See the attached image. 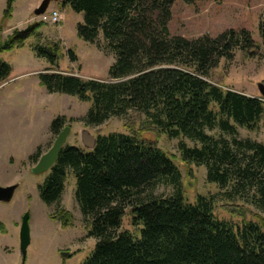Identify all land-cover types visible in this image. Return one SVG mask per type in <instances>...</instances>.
Here are the masks:
<instances>
[{
    "label": "trees",
    "instance_id": "obj_1",
    "mask_svg": "<svg viewBox=\"0 0 264 264\" xmlns=\"http://www.w3.org/2000/svg\"><path fill=\"white\" fill-rule=\"evenodd\" d=\"M15 1L6 0L3 21L11 18ZM175 1L62 0L64 7L84 15L77 36L95 44L102 35L115 62L108 80L45 72L40 83L49 93L91 103L86 126H101L112 117L136 111L168 137L199 143L194 147L180 143L183 161L205 166L207 180L227 190L229 199L249 198L253 191L252 203L264 212V144L241 139L238 131V126L255 131L264 123V100L209 81L222 60L232 61L237 51L253 57L260 45L247 29L196 39L171 35ZM42 25L15 30L0 42V55L39 37ZM259 34L264 47V15ZM35 51L51 65L62 56L56 43L36 46ZM68 56L78 60L73 50ZM11 73L12 67L0 61V83ZM67 121L65 116L56 117L52 133L61 134ZM216 128L230 138L207 133ZM40 149L30 157L32 161H40ZM69 173L76 178L75 196L88 225L87 235L96 240L82 264H264L263 228L255 222L234 228L215 216L212 201L205 196L195 203L186 201L180 169L155 142L111 133L98 135L93 150L63 146L39 187L45 204L61 201ZM160 185L173 187L174 194L156 196ZM128 207L138 235L121 230ZM50 218L63 228L73 224L72 214L62 207Z\"/></svg>",
    "mask_w": 264,
    "mask_h": 264
},
{
    "label": "rangeland",
    "instance_id": "obj_2",
    "mask_svg": "<svg viewBox=\"0 0 264 264\" xmlns=\"http://www.w3.org/2000/svg\"><path fill=\"white\" fill-rule=\"evenodd\" d=\"M43 0H16L10 19L3 21L6 0H0V42L6 40L15 30H24L34 23H40L34 11ZM6 8V7H5ZM49 9L60 12L58 24L42 23L39 37L29 38L24 47L2 53L0 61L12 67V81L0 83V186L17 185L10 202H0V264H82L92 254L96 240L88 237V225L76 200V178L68 174L61 201L47 205L40 198L39 187L50 169L35 172L38 162L30 157L37 152L47 154L59 135L51 131V123L58 116H65L67 123L63 145L85 148L82 133L87 130L94 137L111 133L134 134L155 142L172 157L182 173V192L186 201L195 203L199 196L212 201L215 216L228 222L234 228L244 223L255 222L264 230V212L254 205L251 191L249 198L225 196L227 190L207 180L205 166L185 163L179 149L183 141L188 146L199 143L185 137L172 139L153 126L145 114L129 111L121 117H112L101 126H86L84 118L91 103L78 97L62 93H49L40 83L41 73L59 72L84 79L108 80L110 66L115 57L106 49V42L100 35L95 44L83 41L77 36V25L83 23L84 15L76 13L60 2L52 3ZM5 10V9H4ZM264 15V0H196L188 4L176 0L172 7L169 31L173 36L196 39L202 35L216 37L229 29H247L260 45L255 56L237 51L232 61L222 60L211 72L209 81L224 90H233L251 97H262L259 84H264V47L259 34V23ZM60 46L62 56L57 65H51L39 57L36 46L50 44ZM73 50L78 57L70 60L68 52ZM29 123V124H27ZM28 129L32 134V146H38L32 155L24 158L20 151L26 142L23 134ZM64 129V130H65ZM64 130L62 132H64ZM239 138L251 139L264 144V123L255 131L238 126ZM217 137L223 135L219 128L207 130ZM29 146L31 147L30 143ZM25 149V147H24ZM33 149V148H32ZM26 159V160H25ZM230 188H228V191ZM175 189L160 185L155 190L159 197L173 195ZM58 207L69 211L73 224L63 228L59 221L50 218ZM30 214V245L24 260L20 248V230L25 214ZM121 230L139 234L133 225L131 207L126 209ZM3 231V233H2Z\"/></svg>",
    "mask_w": 264,
    "mask_h": 264
},
{
    "label": "water",
    "instance_id": "obj_3",
    "mask_svg": "<svg viewBox=\"0 0 264 264\" xmlns=\"http://www.w3.org/2000/svg\"><path fill=\"white\" fill-rule=\"evenodd\" d=\"M62 0H43L41 5L34 11V14L36 16H40L44 14L49 6L52 3L60 2ZM259 90L264 98V84H259ZM68 131V128L64 130L60 134V136L57 138L54 146L51 148V150L42 156L40 159V167H36L33 169L35 172H42L50 169L54 162L56 161V158L61 150V148L64 146V138L66 135V132ZM82 144L83 146L88 150H93L96 146V137H94L92 134H90L87 130H85L82 133L81 136ZM17 185H10V186H0V202H10L14 194L17 190ZM29 220H30V214L27 213L23 216L22 219V225L20 230V248H21V254L23 255L24 260L26 259V254L28 247L30 245V227H29Z\"/></svg>",
    "mask_w": 264,
    "mask_h": 264
},
{
    "label": "crops",
    "instance_id": "obj_4",
    "mask_svg": "<svg viewBox=\"0 0 264 264\" xmlns=\"http://www.w3.org/2000/svg\"><path fill=\"white\" fill-rule=\"evenodd\" d=\"M5 7H6V5H5ZM5 7L3 8L2 11H4ZM2 14H3V13H2ZM2 14H1V16H0V22H1V20H2ZM12 70H13V69H12ZM11 75H12V74H11ZM11 75H10V77L7 79V81L4 82V84H5V83H8V82H10V81L13 80V79L11 78ZM27 124H29V123H27ZM22 130H23V128H21V130H19V131H17V132L22 133L24 139H26V142L22 144L21 149H20V151L23 153L24 158H26V157L32 155L33 152L35 151V149H37L38 146H37L36 144H35V146H32V144H31V139L33 138V136H32V134H29V133H28L29 131L31 132V129H28V130H26L25 132H21ZM29 143H30L31 147L29 146ZM24 147H25V149H24ZM32 148H33V149H32ZM44 155H45V154H44ZM25 160H26V159H25ZM2 233H3V231H2Z\"/></svg>",
    "mask_w": 264,
    "mask_h": 264
},
{
    "label": "built area",
    "instance_id": "obj_5",
    "mask_svg": "<svg viewBox=\"0 0 264 264\" xmlns=\"http://www.w3.org/2000/svg\"><path fill=\"white\" fill-rule=\"evenodd\" d=\"M39 22L47 24H58L61 20V15L58 10L48 9L44 14L38 16Z\"/></svg>",
    "mask_w": 264,
    "mask_h": 264
},
{
    "label": "flooded vegetation",
    "instance_id": "obj_6",
    "mask_svg": "<svg viewBox=\"0 0 264 264\" xmlns=\"http://www.w3.org/2000/svg\"><path fill=\"white\" fill-rule=\"evenodd\" d=\"M40 165V161L37 163V167ZM40 167V166H39Z\"/></svg>",
    "mask_w": 264,
    "mask_h": 264
}]
</instances>
